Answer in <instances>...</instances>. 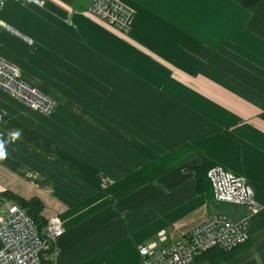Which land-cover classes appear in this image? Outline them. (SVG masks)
<instances>
[{"label":"crops","instance_id":"0c3cea01","mask_svg":"<svg viewBox=\"0 0 264 264\" xmlns=\"http://www.w3.org/2000/svg\"><path fill=\"white\" fill-rule=\"evenodd\" d=\"M90 1L0 8L11 28L0 55L56 102L43 115L0 88V193L61 218L56 264H140L141 244L245 217L197 191L193 168L219 164L246 178L260 210L246 245L187 264H264V0H121L127 31Z\"/></svg>","mask_w":264,"mask_h":264},{"label":"built area","instance_id":"2783aa9c","mask_svg":"<svg viewBox=\"0 0 264 264\" xmlns=\"http://www.w3.org/2000/svg\"><path fill=\"white\" fill-rule=\"evenodd\" d=\"M8 1L43 7L46 0H0V8ZM90 11L109 25L128 30L129 9L121 0H91ZM11 30L0 20V30ZM0 88L22 101L32 110L50 115L55 100L22 79L17 66L0 55ZM213 197L241 205L247 209L241 220L225 214L213 215L196 224L185 236L168 242H149L138 246L140 264H187L211 249L231 251L250 240V217L260 210L254 191L246 178L222 165L214 164L207 171ZM1 205V200H0ZM63 234L59 216L47 219L40 232L36 221L23 206L11 202L0 211V264H56L55 242Z\"/></svg>","mask_w":264,"mask_h":264},{"label":"trees","instance_id":"16d2710c","mask_svg":"<svg viewBox=\"0 0 264 264\" xmlns=\"http://www.w3.org/2000/svg\"><path fill=\"white\" fill-rule=\"evenodd\" d=\"M232 1L238 3L240 6L244 7L247 10H253L260 3L261 0H232ZM211 166H213V165H209V166L198 165V166H195L193 168V170L196 173L197 180H198V184H197V191L198 192L209 193L210 190L212 191L210 181L207 177V171L209 170V168ZM212 195H213V193H212ZM1 198L12 199V200H14L12 202H16V203L20 204L21 206H23L25 209H27L28 213L30 215H32V217L36 221L38 229L41 232L42 227L46 225V219L40 215V211L43 208V204L39 199L32 198L30 200H26L24 198L17 196L16 194H14L10 191L1 192L0 193V199ZM244 245H246V243ZM244 245H242V246H244ZM242 246H240V247H242ZM240 247L235 248L231 251H224V250H221L218 248H214L205 254L210 259V261L212 263H215L216 261H220V260H224V259L228 258L229 257L228 254L234 252L235 250L239 249Z\"/></svg>","mask_w":264,"mask_h":264},{"label":"rangeland","instance_id":"374dc122","mask_svg":"<svg viewBox=\"0 0 264 264\" xmlns=\"http://www.w3.org/2000/svg\"><path fill=\"white\" fill-rule=\"evenodd\" d=\"M130 13V12H129ZM54 187V190H55V193H53V195H52V201H54V202H56L57 201V197H61V195H62V190H61V188L60 187H56V186H53ZM66 191L69 193V194H71L70 192H73L76 196H78V194H77V188H76V186H67V189H66ZM70 196H68V198H69ZM61 199V198H60ZM72 200H73V198H72ZM12 201H14V200H12V199H7V198H5V199H2L1 198V205H0V211L2 212L3 210H5L8 206H9V204L12 202ZM62 203H65L62 199L60 200ZM59 201V202H60ZM205 256H206V254H205Z\"/></svg>","mask_w":264,"mask_h":264},{"label":"clouds","instance_id":"9594fccd","mask_svg":"<svg viewBox=\"0 0 264 264\" xmlns=\"http://www.w3.org/2000/svg\"><path fill=\"white\" fill-rule=\"evenodd\" d=\"M5 155L6 153L2 151V145H0V159H2Z\"/></svg>","mask_w":264,"mask_h":264}]
</instances>
